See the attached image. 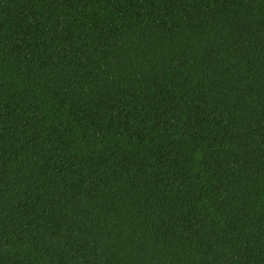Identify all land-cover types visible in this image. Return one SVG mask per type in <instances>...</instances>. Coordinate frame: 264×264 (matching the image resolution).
<instances>
[{
  "label": "trees",
  "instance_id": "1",
  "mask_svg": "<svg viewBox=\"0 0 264 264\" xmlns=\"http://www.w3.org/2000/svg\"><path fill=\"white\" fill-rule=\"evenodd\" d=\"M0 264H264V0H0Z\"/></svg>",
  "mask_w": 264,
  "mask_h": 264
}]
</instances>
